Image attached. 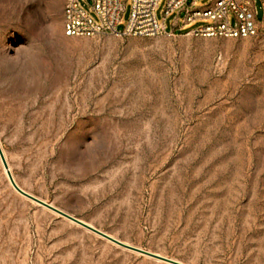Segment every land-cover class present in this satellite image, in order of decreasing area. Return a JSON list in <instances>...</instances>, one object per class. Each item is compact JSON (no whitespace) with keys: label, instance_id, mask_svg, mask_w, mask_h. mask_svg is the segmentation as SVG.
<instances>
[{"label":"rangeland","instance_id":"rangeland-1","mask_svg":"<svg viewBox=\"0 0 264 264\" xmlns=\"http://www.w3.org/2000/svg\"><path fill=\"white\" fill-rule=\"evenodd\" d=\"M64 7L0 0V144L16 183L185 264H264V34L186 33L202 20L174 36L68 37ZM131 13L128 0L120 32ZM0 264L168 263L20 195L0 158Z\"/></svg>","mask_w":264,"mask_h":264},{"label":"built area","instance_id":"built-area-1","mask_svg":"<svg viewBox=\"0 0 264 264\" xmlns=\"http://www.w3.org/2000/svg\"><path fill=\"white\" fill-rule=\"evenodd\" d=\"M98 16L95 21L80 4V0H65L64 34L68 37L94 38L103 34L120 37L174 36L185 26L202 20L211 24L186 32L196 36L249 38L264 34V21L258 22L256 0H213L208 6L197 8V0L188 5L187 0H167L163 22L156 17L160 0H132V13L128 25L120 32L125 4L128 0H91ZM264 8V0H261ZM177 13L170 29L165 22ZM231 17L234 22H231ZM183 33V32H181Z\"/></svg>","mask_w":264,"mask_h":264},{"label":"water","instance_id":"water-1","mask_svg":"<svg viewBox=\"0 0 264 264\" xmlns=\"http://www.w3.org/2000/svg\"><path fill=\"white\" fill-rule=\"evenodd\" d=\"M0 158H1V161H2V164L4 166V169L6 171V174H7V177L9 179V181L11 182L12 186L14 187V189L22 196H24L25 198L37 203L38 205L58 214L59 216L71 221L72 223L76 224V225H79L85 229H87L88 231L124 248V249H127V250H130V251H133V252H136L138 254H142L144 256H147V257H150V258H153L157 261H162V262H165V263H168V264H185V263H182L180 261H176V260H173V259H170V258H167V257H164V256H161V255H158V254H155V253H152V252H149V251H146V250H143V249H140V248H137L135 246H132V245H129V244H126L122 241H120L119 239L99 230L98 228L72 216L71 214L69 213H66L64 212L63 210L53 206L52 204H49L45 201H43L42 199L28 193L27 191L23 190L17 183H16V180L14 179V176L10 170V167H9V164H8V161L6 159V156L4 154V151L2 149V146L0 144Z\"/></svg>","mask_w":264,"mask_h":264},{"label":"bare ground","instance_id":"bare-ground-1","mask_svg":"<svg viewBox=\"0 0 264 264\" xmlns=\"http://www.w3.org/2000/svg\"><path fill=\"white\" fill-rule=\"evenodd\" d=\"M11 183V182H10ZM12 185V184H11Z\"/></svg>","mask_w":264,"mask_h":264}]
</instances>
